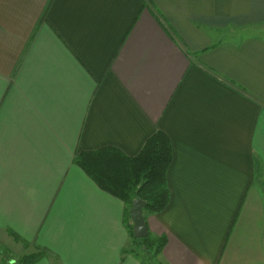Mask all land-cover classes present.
Masks as SVG:
<instances>
[{
	"label": "crops",
	"instance_id": "0c3cea01",
	"mask_svg": "<svg viewBox=\"0 0 264 264\" xmlns=\"http://www.w3.org/2000/svg\"><path fill=\"white\" fill-rule=\"evenodd\" d=\"M172 143L165 237L77 163ZM0 244L36 264H264V0H0Z\"/></svg>",
	"mask_w": 264,
	"mask_h": 264
},
{
	"label": "trees",
	"instance_id": "16d2710c",
	"mask_svg": "<svg viewBox=\"0 0 264 264\" xmlns=\"http://www.w3.org/2000/svg\"><path fill=\"white\" fill-rule=\"evenodd\" d=\"M173 159V148L169 136L163 131L155 132L141 152L129 156L122 150L107 146L97 150L81 151L75 157L77 163L97 185L108 193L119 197L126 204V221L132 243L137 252L154 262L165 245V237H156L151 232L144 238L134 237L130 209L135 199L147 202L144 211L160 212L170 200L168 170ZM24 254L16 257L0 244V264H36L45 253Z\"/></svg>",
	"mask_w": 264,
	"mask_h": 264
},
{
	"label": "water",
	"instance_id": "95a60500",
	"mask_svg": "<svg viewBox=\"0 0 264 264\" xmlns=\"http://www.w3.org/2000/svg\"><path fill=\"white\" fill-rule=\"evenodd\" d=\"M147 202L143 199H135L130 209L131 219L133 221L134 237L144 238L149 235V229L144 214Z\"/></svg>",
	"mask_w": 264,
	"mask_h": 264
},
{
	"label": "rangeland",
	"instance_id": "374dc122",
	"mask_svg": "<svg viewBox=\"0 0 264 264\" xmlns=\"http://www.w3.org/2000/svg\"><path fill=\"white\" fill-rule=\"evenodd\" d=\"M145 212H147V211H145Z\"/></svg>",
	"mask_w": 264,
	"mask_h": 264
}]
</instances>
